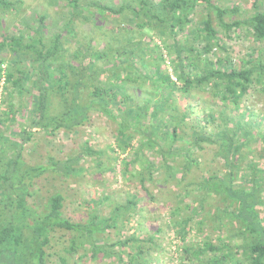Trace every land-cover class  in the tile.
<instances>
[{"label": "trees", "instance_id": "16d2710c", "mask_svg": "<svg viewBox=\"0 0 264 264\" xmlns=\"http://www.w3.org/2000/svg\"><path fill=\"white\" fill-rule=\"evenodd\" d=\"M133 1L137 2V8L129 2L116 9L101 5V10L116 19L124 11L130 10L134 13V19L141 21L137 23L138 29H153L160 38L183 34L198 2L204 4V19L187 32L184 43L179 45L172 40L175 54L171 59L173 80L171 74L162 69L164 61L160 53L157 57L159 62L151 71L150 63L144 60L140 40L135 39L134 32L129 29L112 28L101 33L102 37L110 38L114 44L106 43L101 50L98 49L99 43L91 47L90 41L81 42L78 38V49L70 55L69 61L62 57L64 49L59 44L61 34L55 35L50 47H45L42 40L24 42L20 32L16 36L2 34L0 50L12 52L13 58L8 62L0 59V264H48V249L57 232L71 234L66 253L72 256L83 249L77 257L83 262L87 259L94 261L101 256L113 257L117 264H123L122 257L126 255L125 264H150L147 257L151 248L146 245H155L153 237L119 239L110 247L117 246L123 250L114 253L99 244L96 237L97 233L107 228H116L119 227L118 223L123 225L127 222L126 216L122 217L136 207L133 201L135 195L126 199L124 204H118L107 217L94 214L86 223L73 222L64 217L65 197L58 191L45 199L43 209L31 201L41 179L47 176L71 177L81 170L80 161L84 156H99L101 153L85 143L76 155L57 160L49 154L47 163L31 164L26 159L24 145L31 141L38 130L51 136L59 129L66 133L75 132V128L85 125L92 112H98L114 123L116 145L122 153L131 146L136 136L140 138L134 159L123 162L122 174L125 178L131 177V167L136 166L134 176H140L139 187L146 195L150 190L146 187L144 173L151 179L152 170L158 167L149 160L140 159L143 148L152 149L159 155L162 166L169 171L165 174L167 179L180 171L175 165H169L179 155L185 160L187 169L190 165H199V159L194 156L197 151L199 153L205 149L203 145L215 146L216 156L226 172L222 175H205L197 185L191 183L201 192L204 200L192 199L191 205L185 203L184 207L193 209V215H201L206 197L213 196L219 202L213 214L217 222L215 228L222 234H228L232 229L235 231L232 235L217 237L215 242L204 240L196 245L183 242L182 260L189 264H264V226L256 209L264 200V167L257 168L255 163L249 161L244 165V171H241L243 167L240 168V161L250 153L248 148L252 141H260L264 153V117L260 116L262 121L254 118L245 123L242 121L244 115L241 120L235 118L241 100L254 84L261 85L264 92V51L253 50L241 66H234L227 56L210 57L213 48L221 47L223 38H228L230 32L240 28L250 34L255 42H264L262 0H253L252 15L232 21L225 19L238 14V7L221 8L211 0ZM12 2L0 0V11L4 14L11 10L14 7ZM68 3L73 11L69 16L73 18L77 14L79 0H68ZM45 19L46 15L40 16V23ZM1 22L0 18V28ZM76 31L71 29L69 32H75L76 36ZM35 32L39 34L40 30ZM219 32L224 36H220ZM80 35L83 40L91 37L85 32ZM198 40L204 42L200 48L193 45ZM27 55L32 59L30 66H20ZM255 55L252 63L251 57ZM85 60L87 63H84ZM5 63L14 65L5 66ZM136 64L143 69L148 68L150 75H141ZM200 64L201 68L198 67ZM32 69L36 70L35 73H30ZM25 83L29 87H25ZM205 87L210 88L214 98L224 106L225 110L218 115L220 124L212 135L203 134L198 127L191 129L187 136L191 139L189 144L185 149L177 147V140H183L180 125L186 115L181 116L179 122H172L174 116L168 111H172L173 107L169 103V96L164 95L165 91L187 95L192 89ZM137 93L152 96L159 93L160 97L153 104L146 99L137 104ZM15 94L19 97L16 103L12 101ZM26 98L29 100L26 101ZM22 110L27 112L24 116L20 115ZM161 114L168 117L158 118ZM17 116H21L22 121L15 129L13 125L18 122ZM215 117L212 112L206 114L208 121H213ZM237 177L241 182L235 184ZM182 182L177 185L187 190V187H181ZM193 191L186 194L189 196ZM177 196L180 203L173 208L172 217L181 211L179 204H183L186 198L180 193ZM105 199L107 197L95 200V203ZM189 220L179 217L172 221V226L182 235V241L191 232ZM206 221L205 217H201L196 225L201 227ZM233 239H236V243H233ZM126 248L129 251L125 252ZM61 261L66 263L65 259Z\"/></svg>", "mask_w": 264, "mask_h": 264}, {"label": "rangeland", "instance_id": "374dc122", "mask_svg": "<svg viewBox=\"0 0 264 264\" xmlns=\"http://www.w3.org/2000/svg\"><path fill=\"white\" fill-rule=\"evenodd\" d=\"M13 1L14 7L11 10L5 11L4 14L0 11V18L2 20L0 41L3 33L16 36L20 32L24 36V42L30 43L31 41L37 42L38 40H42L45 47H50L53 43L52 41L55 39V35L61 34L62 37L59 44L61 49H64L62 57L65 61H69L71 60L70 55L78 49L76 43L78 38L82 40L81 42L87 41L88 43L90 41L91 47H96V44L99 43L98 49L101 50L106 43L112 44L110 38L102 37L101 33H105L112 28L129 29L134 32L135 39L140 40L145 53L144 60L150 63L149 68L151 71L158 64L157 57L160 53L164 61L162 69H166L171 74L172 80L174 79V75L171 69V59L175 57L174 51H172V40L182 45L187 32L192 27H197L206 14L203 9L204 4L198 2L193 14L189 16L190 24L187 25V29L183 34L160 38L153 29H138L137 23L141 21L134 19V13L130 10L124 11L117 19L101 10V5H107L116 9L129 2H131L132 7L137 8V2L133 0H79L78 11L75 12L77 14L73 18L69 16L73 11L68 0ZM211 1L221 8L230 9L238 7L239 13L226 17L225 21L241 19L253 14V0ZM260 3L264 5V0ZM44 15H46V19L43 23H40L39 17H44ZM71 29L72 31L73 29H77L78 35L75 36V32L73 34L69 32ZM35 30H40V33L37 34ZM82 32L89 33L91 37L83 40L80 35ZM219 35L224 36L222 32H219ZM116 40H119V38H116ZM189 43L193 44L192 41ZM203 44L204 42L198 40L193 45L200 48ZM255 49L264 51V42H255L250 34H247L243 28H240L239 30L230 32L228 38H223L221 47L218 49L213 48L210 57L211 59H215L217 56L222 58L227 56L234 66H241L246 63V58ZM12 58V52L0 50L1 60L8 62ZM255 58L256 55L251 57L252 63H254ZM22 60L20 66L29 67L32 59L27 55ZM72 61L74 62V60ZM75 63L77 66V61ZM84 63H87V60ZM6 65L10 66L14 64L5 63ZM135 67L141 71V75H146V73L150 75L148 68L143 69L139 64H136ZM198 67L201 68V64ZM25 70L28 71L27 68ZM35 71L32 69L30 73H35ZM1 85L2 83L0 84V91ZM28 85V83L24 84L25 87H29ZM261 88V85L254 84L243 97L240 102L239 112L236 115L234 114L237 120H241L242 115H244L242 120L244 123L253 121L254 118L259 121L263 120L260 117L262 115L264 117V92ZM164 95L169 96V103L173 107L172 111H168L174 116L172 122H179V118L186 115L180 125V135H182L183 140H177V147H184L185 149L191 141L187 136L190 130L196 127L205 135H212L216 132L217 125L220 124L218 115L225 109L211 94L210 88L192 89L187 95H183L178 91L171 92L167 90ZM159 97V93L155 96L139 95L137 93L135 103L140 104L142 103L140 101L146 99L153 104ZM18 100L19 97L15 94L12 101L16 103ZM27 100L29 98H26ZM209 112L216 115L213 121L206 119V114ZM26 113V110H22L20 115L24 116ZM163 116L161 114L158 118L166 119L168 117ZM17 117L20 120L18 119V122L13 125L15 129H17V124L22 121L21 116ZM114 132V123L98 112H92L85 125L75 128V132L72 133H66L63 129H59L51 136L41 130L36 131L31 141L24 145L26 159L31 164L47 163V156L49 154H52L57 160L76 155L81 151L85 143L101 154L93 157L84 156L80 161L81 170L73 173L71 177L47 176L44 180L41 179L38 190H35L37 192L31 198L33 204L43 209L45 199L55 191H58L65 197L64 217L73 222L86 223L91 220L94 214L103 218L107 217L118 204H124L126 199L135 195L133 201L136 202V207L127 211L126 215L122 217L126 216L127 220L125 219V221L127 222L123 225L118 223L119 227L116 228H107L97 233L96 237L100 241L99 244L104 245V247H107L113 253L123 250V248L117 246L110 247L119 239L123 241L134 236L136 239L141 240L146 237H153L155 245H146V247L151 248L147 257L150 264H189V262L182 260L183 254L181 250L183 242L186 245H196L204 240L215 242L217 237H223L227 234V232H223L222 234L220 230L215 228L217 222H215L213 214L219 205L217 198L213 196L206 197L205 202H203L204 209L201 215H193V209L184 207L185 203L190 204L192 199L198 200L202 197L201 192L197 191L196 187L191 183L197 185L205 175H222L226 172L223 163L216 156L215 146L205 144L206 146L203 145L205 147L204 150L195 153L196 156L194 158L199 159L200 166L190 165V167L185 169V160H182V155H179L178 159L171 161L169 165H175L180 171L175 176L167 179H165V174L169 173V171L162 166L159 155L152 149L143 148L139 156L141 157L140 159L149 160V162L154 163L158 167L152 170L151 179L144 173L146 175V187L150 190V193L146 195V192L139 187L138 180L140 176H134L137 173L136 166L131 167V177L125 178L126 176L124 177L122 174L123 162L134 159L140 138L136 136L132 140L131 146L126 152L122 153L116 145ZM248 150L250 153L248 152L247 158L242 162L240 161L242 164L240 168L243 167L241 171L245 170L244 165L249 161L255 163L257 168L264 167V159L262 158L264 153L262 152L261 142L258 140L252 141ZM137 165L139 164L137 163ZM182 180L181 187L185 186L187 190L177 185ZM236 180L235 184L241 182L238 177ZM192 190L194 191L188 196L186 194L187 191ZM179 193L183 194V196L186 195L185 202L179 204L181 211L172 217L173 208L177 206V203H180V198L177 196ZM104 197H107V199L97 202V204L95 203V200L104 199ZM262 197L264 199V194H262ZM203 200L201 198V202ZM256 209L264 226V200L263 204L259 205ZM200 216L207 219L201 227L196 225L201 219ZM179 217L190 219L189 226L192 228L191 232L184 237L185 241L181 240L182 235L178 234V230L172 226V221L177 220ZM117 221L119 222L120 220ZM234 231L235 229H232L227 235H232ZM70 239V233L57 232L54 235L50 243L51 248L48 249L50 254L48 264H117L113 257L102 258L101 256H98L94 261H88L87 259L86 262H83L77 258L78 253H82L83 249H80L77 254L69 256L66 250ZM234 242L236 243V239H233ZM124 251L127 252L129 249L126 248ZM60 258L65 259L66 263H62V259ZM122 259L124 261L123 264H125L127 261L126 255Z\"/></svg>", "mask_w": 264, "mask_h": 264}]
</instances>
